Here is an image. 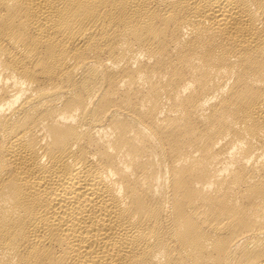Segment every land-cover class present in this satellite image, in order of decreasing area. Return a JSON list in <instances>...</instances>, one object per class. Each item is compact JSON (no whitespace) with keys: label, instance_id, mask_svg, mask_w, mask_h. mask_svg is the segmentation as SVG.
<instances>
[{"label":"bare ground","instance_id":"6f19581e","mask_svg":"<svg viewBox=\"0 0 264 264\" xmlns=\"http://www.w3.org/2000/svg\"><path fill=\"white\" fill-rule=\"evenodd\" d=\"M0 264H264V0H0Z\"/></svg>","mask_w":264,"mask_h":264}]
</instances>
